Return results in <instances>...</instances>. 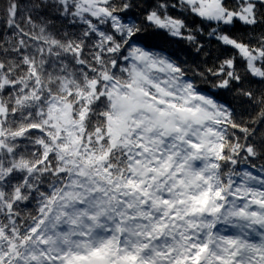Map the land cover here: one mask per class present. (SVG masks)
Listing matches in <instances>:
<instances>
[{"label": "snow or ice", "instance_id": "6c2138e0", "mask_svg": "<svg viewBox=\"0 0 264 264\" xmlns=\"http://www.w3.org/2000/svg\"><path fill=\"white\" fill-rule=\"evenodd\" d=\"M248 77L264 0H6L0 264H264Z\"/></svg>", "mask_w": 264, "mask_h": 264}, {"label": "trees", "instance_id": "16d2710c", "mask_svg": "<svg viewBox=\"0 0 264 264\" xmlns=\"http://www.w3.org/2000/svg\"><path fill=\"white\" fill-rule=\"evenodd\" d=\"M6 3V0H0V8H2L4 6V4ZM176 45H173V50L176 49ZM220 55V52L218 49H216L215 44L211 45V57L208 58V64L207 65H202L203 67H210L213 60L215 59L216 56ZM225 55H227V53H225ZM181 59H187L189 61V64L194 67V65H192V60L194 59L193 56H188L185 55L183 53H181ZM206 59V57H204L203 55L201 57H199L197 59V63H200L202 60ZM238 71L243 75L244 74V68L243 66H239ZM189 75H191V73H189ZM245 87H249L251 89H253L254 91L257 92H264V82L259 81L258 79H254L251 77H248V79L245 81ZM215 91V90H214ZM220 98L222 100H228L230 102H233L234 105L238 108V111L240 110L239 105L236 104L235 101H233L232 98V94L228 93V92H221L220 93ZM252 113H249V115H251ZM258 119V117H257ZM259 136H264V126H261L260 131L258 133V138ZM261 163H264V161H261Z\"/></svg>", "mask_w": 264, "mask_h": 264}]
</instances>
